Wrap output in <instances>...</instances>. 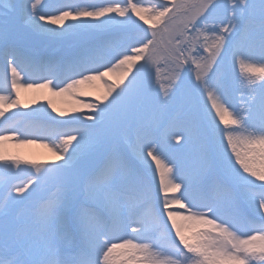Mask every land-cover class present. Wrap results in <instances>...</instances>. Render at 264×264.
Here are the masks:
<instances>
[{
    "label": "snow or ice",
    "instance_id": "1",
    "mask_svg": "<svg viewBox=\"0 0 264 264\" xmlns=\"http://www.w3.org/2000/svg\"><path fill=\"white\" fill-rule=\"evenodd\" d=\"M0 264H264V0H0Z\"/></svg>",
    "mask_w": 264,
    "mask_h": 264
},
{
    "label": "rangeland",
    "instance_id": "2",
    "mask_svg": "<svg viewBox=\"0 0 264 264\" xmlns=\"http://www.w3.org/2000/svg\"><path fill=\"white\" fill-rule=\"evenodd\" d=\"M95 2L100 3V2H103V0H95ZM121 2H123V0H121ZM137 2L142 6H148V4L153 2V0H137ZM133 19H135L137 21V23L141 24L142 27H144V28L149 27L147 24H144L143 21H140L137 17L134 16ZM236 72L239 73L238 68L236 69ZM118 78H119L118 74H112L108 77H105V79L109 83H114ZM22 92H24V91H22ZM82 92L84 93V95H81L80 99L84 102L99 103V104H101V106L103 103H106V101L102 102V101L97 100V97L103 96L104 92H105L104 85L99 81H94V82H92L91 85L82 86ZM42 97H43L42 100H40L38 102H33L30 100V98H27V99L21 98V99L23 102L29 103L31 105V108L38 107L40 105H46L47 101L49 99H51L56 104L58 109L68 112L69 115H76V114H80V113L87 114L88 113L87 108L82 107L78 102L73 101L71 99H68L66 97H52L47 92H43ZM234 103L236 104L237 107L239 106V104H240L239 95H237L234 98ZM31 108L20 109L19 111H30ZM72 108H76L77 111L72 112L71 111ZM13 111H17V110H13ZM9 114H11V113H9ZM53 115H55V113H53ZM59 118L60 117H58V119ZM64 118L67 119L69 117L66 116ZM43 149L46 153L45 156L39 155L37 153H29L27 150H25V148L23 146H15L11 143L6 144L4 147V150L6 153H8L10 155H16V156L22 157L23 159L32 161L38 165H46V164H51L53 162H56V157L53 155V153L51 151H49L47 148H43ZM22 167H25V166L22 165ZM28 178H29L28 172H18V174L15 178V182L16 183H23ZM157 179H158V177H157Z\"/></svg>",
    "mask_w": 264,
    "mask_h": 264
},
{
    "label": "bare ground",
    "instance_id": "3",
    "mask_svg": "<svg viewBox=\"0 0 264 264\" xmlns=\"http://www.w3.org/2000/svg\"><path fill=\"white\" fill-rule=\"evenodd\" d=\"M21 98L27 99L30 98L33 102H38L42 100V93H37L33 91H24L21 93ZM51 98V97H50ZM25 150H27L29 153H37L39 155L45 156L46 153L42 147H39L38 145H25L23 146Z\"/></svg>",
    "mask_w": 264,
    "mask_h": 264
}]
</instances>
